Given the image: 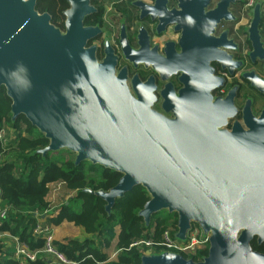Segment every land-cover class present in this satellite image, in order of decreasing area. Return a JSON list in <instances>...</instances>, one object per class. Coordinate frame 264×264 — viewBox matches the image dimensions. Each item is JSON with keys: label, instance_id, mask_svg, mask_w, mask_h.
Returning <instances> with one entry per match:
<instances>
[{"label": "water", "instance_id": "1", "mask_svg": "<svg viewBox=\"0 0 264 264\" xmlns=\"http://www.w3.org/2000/svg\"><path fill=\"white\" fill-rule=\"evenodd\" d=\"M66 1L61 29L35 8L37 0H0V89L10 99L11 122L23 115L47 139L33 154L66 150L74 165L88 161L118 172L107 191L84 189L105 202L108 215L116 198L142 186L149 198L137 215L145 227L166 211L176 215V239L185 241L191 224L207 236L200 260L161 250L141 255L140 264H264V254L250 245L264 238V109L254 116L248 102L244 128L234 121L228 129L233 90L223 98L203 91L187 99L182 90L170 96L163 90L162 107L172 116L164 115L153 108L150 79L133 78L131 92L125 75H115L108 59L98 61L95 47L86 46L97 31L83 24L95 11L90 0ZM235 1L208 9L210 0H176L172 8L155 0L148 12L181 36L183 27L196 31L204 52L208 27L234 20L228 7ZM260 2L244 28L251 61H264ZM179 42L181 54L186 47ZM242 76L264 95V78L253 70Z\"/></svg>", "mask_w": 264, "mask_h": 264}, {"label": "trees", "instance_id": "2", "mask_svg": "<svg viewBox=\"0 0 264 264\" xmlns=\"http://www.w3.org/2000/svg\"><path fill=\"white\" fill-rule=\"evenodd\" d=\"M67 6L66 0H37L35 8L39 12L51 13V22L55 26H62L58 20L61 21V10ZM3 122L13 128L16 135L6 146L0 142L1 199L2 204L10 206L13 212L0 224V232L16 237L28 250L34 251L42 246V239L33 235L36 219L30 212L42 213L47 210V186L56 181H63L68 189L74 191V195L68 203L56 209L55 217L48 218V221L54 224L63 220L73 222L88 235L83 241L55 243L58 250L74 264H140L142 254L130 246L133 240L141 237L158 239L165 228L175 230L176 215L166 211L153 214L149 226H144L142 218L137 215L149 198L142 186H135L122 197L116 198L109 215L100 197L84 192V189L107 191L120 178L118 172L88 161L74 165L73 158L66 150L64 154L62 150L48 152L44 156L33 154L47 145L48 141L23 115L11 122L10 99L1 88L0 127ZM117 226L116 259L108 260L102 249L111 244ZM207 249L192 256V259L199 260L207 254ZM13 250L14 246L0 239V264H19L13 256ZM28 264H49V261L38 253Z\"/></svg>", "mask_w": 264, "mask_h": 264}, {"label": "flooded vegetation", "instance_id": "3", "mask_svg": "<svg viewBox=\"0 0 264 264\" xmlns=\"http://www.w3.org/2000/svg\"><path fill=\"white\" fill-rule=\"evenodd\" d=\"M135 1L140 3L134 4ZM154 1L90 0L95 11L84 18L83 24L97 27V31L87 41L86 46L95 47V57L98 61L102 62L107 58L108 63L112 64L115 75L120 72L125 75L126 85L131 92H133V78L136 84L150 79L155 86L153 93L156 98L153 108L168 117L172 115L162 107L161 91L163 90L167 96L182 90L184 99L203 91L210 92L213 98H223L233 90L232 103L236 112L228 119L226 128H231L234 121L244 128L241 113L248 102L254 116H258L264 109V95L253 90L242 76L243 73L253 70L264 78V61L258 59L251 61L250 42L244 31L251 19L253 7L249 10L247 24L239 31L238 27H231L237 19L231 7L234 5L244 7L245 0L230 3L228 9L233 14L234 20H221L212 28V32L208 27L206 34L219 40L215 42L207 36L204 42L207 47L203 52L196 31L192 32L187 27H183L181 36V29L176 30L171 24H159L156 17L150 16L149 6L153 5ZM217 1L210 0L208 9L213 8ZM163 2L164 0H157L159 7ZM166 5L172 8L176 5V0H166ZM65 9L60 13L62 26H57L62 27L61 29H63ZM49 14L52 16L51 13ZM259 33L264 46L262 17ZM241 37H244L243 41L240 40ZM179 40L188 49V54H185L186 48L180 54ZM210 55H213V58ZM174 103L176 102L172 104L175 105ZM250 245L253 250L264 254V238L258 242L257 238L253 237ZM204 256L202 255L200 259Z\"/></svg>", "mask_w": 264, "mask_h": 264}, {"label": "built area", "instance_id": "4", "mask_svg": "<svg viewBox=\"0 0 264 264\" xmlns=\"http://www.w3.org/2000/svg\"><path fill=\"white\" fill-rule=\"evenodd\" d=\"M256 0H245L244 14L249 16V10L255 4ZM260 15L264 21V0L260 3ZM24 135V133L22 132ZM16 133L13 128L6 125L4 122L0 127V142L2 146H6L15 137ZM66 186L63 181H56L48 184L49 192H56L61 187ZM53 207L49 206L47 210L39 213L37 211L30 212L36 219L33 228V235L42 239V246L34 251H30L24 244H21L16 237L8 233L0 232V239L9 238L15 247L14 258L19 264H28L33 261L38 253L48 259L49 264H74L69 261L65 255L60 252L55 244L52 226L47 221L52 213ZM13 213L10 206L2 204L1 189H0V224L8 218L9 214ZM175 230L171 227L165 228L158 239L153 237H141L131 242L130 246L137 249L141 254H150L161 250L172 251L179 253L185 257L197 256L200 252L208 248L207 236H203L198 227L192 226L187 232L186 240L180 241L174 237ZM151 233V231H150ZM152 234V233H151Z\"/></svg>", "mask_w": 264, "mask_h": 264}, {"label": "crops", "instance_id": "5", "mask_svg": "<svg viewBox=\"0 0 264 264\" xmlns=\"http://www.w3.org/2000/svg\"><path fill=\"white\" fill-rule=\"evenodd\" d=\"M48 187V186H47ZM48 189V188H47ZM74 195V191H71L66 186L61 187L56 192H49L45 195V201L49 204V206L53 207L52 213L49 218H53L56 215V209H58L63 203H68V200L72 198ZM48 221V219H47ZM49 222V221H48ZM52 226V233L55 243H65L67 240H78L83 241L88 238L87 233H85L84 229L81 226H76L73 222H68L66 220L61 221L59 224H54L53 222H49ZM152 229H150L151 231ZM119 232L118 226L115 227V237L112 240L111 244L102 249V251L108 256V260H115L117 249L115 247L117 241V234ZM6 241V244H10L14 246L13 242L7 238H2ZM14 255V250H13Z\"/></svg>", "mask_w": 264, "mask_h": 264}, {"label": "rangeland", "instance_id": "6", "mask_svg": "<svg viewBox=\"0 0 264 264\" xmlns=\"http://www.w3.org/2000/svg\"><path fill=\"white\" fill-rule=\"evenodd\" d=\"M241 6L242 5H234V6L231 7V11L233 12L234 15L237 16V19L231 24V27H238L237 30H239V31H241V27H245V24H247L248 19H249L244 14V7H241ZM58 21H59L58 23L60 24L61 21L60 20H58ZM59 28H62V27H59ZM237 33H238V31H237ZM243 38L244 37H241L240 40L243 41L242 40ZM62 151H64L63 154L66 153L65 150H62ZM68 155H70V157L73 158V154L72 153H68ZM194 226H196V225H194ZM196 227H198V226H196Z\"/></svg>", "mask_w": 264, "mask_h": 264}]
</instances>
